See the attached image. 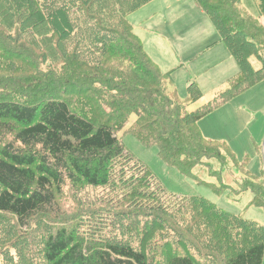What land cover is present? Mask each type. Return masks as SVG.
I'll use <instances>...</instances> for the list:
<instances>
[{
	"label": "trees",
	"instance_id": "16d2710c",
	"mask_svg": "<svg viewBox=\"0 0 264 264\" xmlns=\"http://www.w3.org/2000/svg\"><path fill=\"white\" fill-rule=\"evenodd\" d=\"M154 1L0 0V264H263V225L201 196L165 201L120 133L135 117L125 134L184 175L217 159L198 122L264 82V0H195L239 72L194 112L168 91L171 73L162 75L129 22ZM128 96L140 102L124 104ZM202 98L191 84L187 102ZM85 188L108 190L106 201L121 206L70 216ZM252 189L260 202L263 188ZM190 208L203 213L184 214ZM124 215L127 235L117 226ZM202 215L225 234L203 235ZM166 224L167 238L156 240Z\"/></svg>",
	"mask_w": 264,
	"mask_h": 264
},
{
	"label": "rangeland",
	"instance_id": "374dc122",
	"mask_svg": "<svg viewBox=\"0 0 264 264\" xmlns=\"http://www.w3.org/2000/svg\"><path fill=\"white\" fill-rule=\"evenodd\" d=\"M150 4L129 17V22L133 27L135 26L134 32L145 42H147L149 36V32L146 30L148 26L159 27L165 35H173L174 33L179 35L184 32L186 34H184L185 36L182 35L181 39L185 40L186 43L192 42L191 39L194 37L206 36L208 31L204 24L211 21L207 18V15L203 14V10L194 0H159L156 4ZM223 45L227 49L225 44ZM189 49L190 47L186 46L185 52ZM190 63L189 61L176 73H165L162 67L156 65L162 75L171 73L168 91L173 92L179 102L186 104L190 112H194L207 104L214 103L227 90L228 84L214 89L201 87L199 80L196 79L195 65ZM253 65L256 69L260 67L256 60H253ZM187 75L193 78L190 84L179 78L185 79ZM208 78L211 79L212 76ZM193 83L199 86L203 98L198 102L188 103V88ZM123 101L124 104L132 101L140 102V98L128 96ZM134 119L135 117H132L129 123L126 121L123 124L124 130L121 131L120 137L132 155L143 162L153 173L155 177L152 181L153 188H157L158 183L167 191L168 194L164 195L165 201H172L174 196H201L225 211L241 214L244 219L258 222L264 226V198L260 199V202H254L255 194L252 192V186L254 185L262 187L264 191V82L252 87V89L250 88L242 95L220 103L198 122L200 133L206 141L214 144L219 157L204 160L203 164L195 167L190 175H184L176 168L168 166L161 159L158 147H147L134 135L125 134ZM181 158L183 162L189 160L185 157ZM101 191L85 188L76 197V207L71 210L69 215L77 214L79 208L83 206L90 209L91 205L96 203H105L108 207L116 208L121 206L119 201H106L107 198L104 196L109 191ZM120 208L127 210L126 207ZM193 212L203 213L200 209L192 210L190 208L184 211V214L193 216ZM98 216V213L93 215L96 224H99ZM204 216L202 215L200 221L202 228L199 230L203 235H212L217 238L223 235V232L225 234L222 225H213V222ZM146 218H144L143 223ZM131 219L128 215H124L123 218L118 220L117 226L126 228L125 235L129 233V230L122 223ZM152 227L145 228L146 234ZM165 227V233L156 240L167 238L168 231L172 229V226L166 224ZM115 230L114 227L112 231ZM5 233L3 226L0 233L2 238H4ZM39 241L40 239L34 235L29 237L30 245L37 246L36 243Z\"/></svg>",
	"mask_w": 264,
	"mask_h": 264
},
{
	"label": "crops",
	"instance_id": "0c3cea01",
	"mask_svg": "<svg viewBox=\"0 0 264 264\" xmlns=\"http://www.w3.org/2000/svg\"><path fill=\"white\" fill-rule=\"evenodd\" d=\"M156 2H159V0H155L150 5L156 4ZM194 2L196 3L195 0ZM202 12L206 15L204 11ZM210 24L211 22L204 24V27L208 31L205 37H194L191 39L192 42L188 43L181 39L182 35L186 33L165 35L157 26L146 27V30L149 32L147 42L142 40L139 35L137 36L141 38L139 39L146 53L152 59V62L162 67L163 72L176 73L178 69H181L190 61V64L195 65V74L197 73L196 79L199 80L201 87L214 89L216 87L226 86L229 78L238 74L239 67L234 58L230 55L228 49L224 47V43L220 41V36L214 26ZM186 46H189L190 49L185 52ZM214 66L216 67L210 70ZM207 76H212V78L210 79ZM179 78L188 84L193 80L190 75H187L185 79Z\"/></svg>",
	"mask_w": 264,
	"mask_h": 264
}]
</instances>
